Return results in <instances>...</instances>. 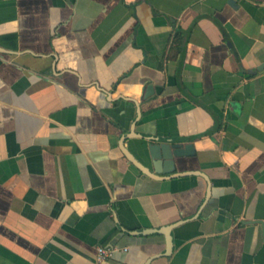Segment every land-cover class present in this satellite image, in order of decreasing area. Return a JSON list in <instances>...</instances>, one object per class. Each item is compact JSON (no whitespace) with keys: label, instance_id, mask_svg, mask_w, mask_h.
Here are the masks:
<instances>
[{"label":"crops","instance_id":"crops-1","mask_svg":"<svg viewBox=\"0 0 264 264\" xmlns=\"http://www.w3.org/2000/svg\"><path fill=\"white\" fill-rule=\"evenodd\" d=\"M263 62L264 0H0V264H264Z\"/></svg>","mask_w":264,"mask_h":264},{"label":"water","instance_id":"water-1","mask_svg":"<svg viewBox=\"0 0 264 264\" xmlns=\"http://www.w3.org/2000/svg\"><path fill=\"white\" fill-rule=\"evenodd\" d=\"M262 67H264V62L258 66V68ZM151 139L153 141L147 144L150 167L140 164L141 169L148 174H163L167 177L183 174V172H175L176 164L184 157L195 153L193 144L156 138ZM167 242L170 244L168 234Z\"/></svg>","mask_w":264,"mask_h":264},{"label":"built area","instance_id":"built-area-1","mask_svg":"<svg viewBox=\"0 0 264 264\" xmlns=\"http://www.w3.org/2000/svg\"><path fill=\"white\" fill-rule=\"evenodd\" d=\"M113 248H105L103 246H98L97 247V253H96V261L97 262H102L105 260L107 257L111 256L113 253Z\"/></svg>","mask_w":264,"mask_h":264}]
</instances>
